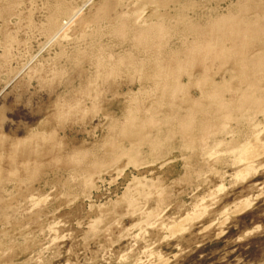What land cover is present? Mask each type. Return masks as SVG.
Returning <instances> with one entry per match:
<instances>
[{"label":"rangeland","instance_id":"obj_1","mask_svg":"<svg viewBox=\"0 0 264 264\" xmlns=\"http://www.w3.org/2000/svg\"><path fill=\"white\" fill-rule=\"evenodd\" d=\"M0 264H264V0H0Z\"/></svg>","mask_w":264,"mask_h":264}]
</instances>
